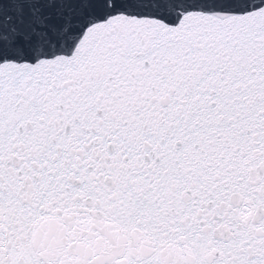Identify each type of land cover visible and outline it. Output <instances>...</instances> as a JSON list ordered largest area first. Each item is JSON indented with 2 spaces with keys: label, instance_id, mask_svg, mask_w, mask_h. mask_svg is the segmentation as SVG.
<instances>
[{
  "label": "snow or ice",
  "instance_id": "obj_1",
  "mask_svg": "<svg viewBox=\"0 0 264 264\" xmlns=\"http://www.w3.org/2000/svg\"><path fill=\"white\" fill-rule=\"evenodd\" d=\"M0 264H264V0H0Z\"/></svg>",
  "mask_w": 264,
  "mask_h": 264
}]
</instances>
